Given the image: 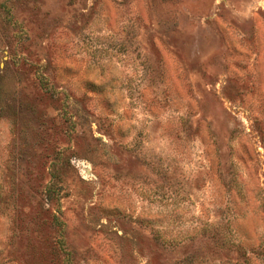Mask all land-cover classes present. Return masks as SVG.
I'll return each instance as SVG.
<instances>
[{
	"label": "rangeland",
	"instance_id": "rangeland-1",
	"mask_svg": "<svg viewBox=\"0 0 264 264\" xmlns=\"http://www.w3.org/2000/svg\"><path fill=\"white\" fill-rule=\"evenodd\" d=\"M0 264H264V0H0Z\"/></svg>",
	"mask_w": 264,
	"mask_h": 264
}]
</instances>
